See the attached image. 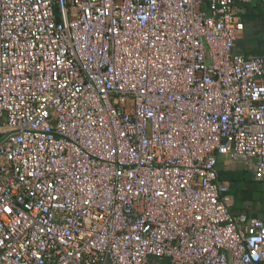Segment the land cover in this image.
I'll return each instance as SVG.
<instances>
[{"label":"built area","instance_id":"1","mask_svg":"<svg viewBox=\"0 0 264 264\" xmlns=\"http://www.w3.org/2000/svg\"><path fill=\"white\" fill-rule=\"evenodd\" d=\"M253 1L0 0V264H264Z\"/></svg>","mask_w":264,"mask_h":264},{"label":"trees","instance_id":"2","mask_svg":"<svg viewBox=\"0 0 264 264\" xmlns=\"http://www.w3.org/2000/svg\"><path fill=\"white\" fill-rule=\"evenodd\" d=\"M246 6L248 7V12L244 16L245 19L254 20L260 16H264L263 0H255L254 3ZM249 39H252L251 36L246 40L247 44L245 42L243 45L242 49H244V52H262L261 50H257L256 47H249L251 45V43L248 42ZM217 169L219 178L221 180H227L230 183L229 193L234 197L233 210L237 213L244 212L257 217L258 213H251L250 210H264V183L254 181L250 171L243 168V166L233 169L224 163V161H219Z\"/></svg>","mask_w":264,"mask_h":264},{"label":"crops","instance_id":"3","mask_svg":"<svg viewBox=\"0 0 264 264\" xmlns=\"http://www.w3.org/2000/svg\"><path fill=\"white\" fill-rule=\"evenodd\" d=\"M264 1V0H263ZM255 0L252 2L254 3ZM251 4V3H250ZM248 12V7L246 6L245 7V12L243 13V19L246 23V28H245V31L243 33V36L242 38L240 39L237 47L235 48V51L236 52H240V53H244L246 55H259V54H264V24L260 25V26H256L254 28L250 27L249 26V23L251 21H262L264 22V16H260L258 17L257 19H254V20H248V19H245L244 16L245 14ZM251 36V40L249 39L248 42L251 43V45L249 47L253 48V47H256L257 50H261L262 52H256V53H246V51L244 52V49L243 48V45L244 43L246 42L247 44V39L248 37ZM253 44V45H252ZM220 161H224V163H226L228 166L232 167L233 169H236V168H241V164H238L240 162H236V161H228L226 160L225 158H221ZM243 168H245L243 166ZM246 169V168H245ZM249 171V170H248ZM251 173V172H250ZM251 177L254 181H256L254 178H253V175L251 173ZM227 181V180H225ZM229 183V181H227ZM257 182H262L264 183V181H257ZM229 187H230V183H229ZM231 195V194H230ZM232 197V201H233V205H234V198H233V195H231ZM233 205H232V208H233ZM233 210V209H232ZM233 212H235L233 210ZM250 212H254V213H258V216L259 218L263 219L264 220V210H260L258 211L257 209H252L250 210ZM237 213V212H235ZM244 213V212H243ZM247 214V213H245ZM248 216H252L250 214H247ZM252 217H256V216H252ZM148 264H169V262L167 260H163V261H160L159 259H156L154 257H151L150 260H149V263Z\"/></svg>","mask_w":264,"mask_h":264},{"label":"rangeland","instance_id":"4","mask_svg":"<svg viewBox=\"0 0 264 264\" xmlns=\"http://www.w3.org/2000/svg\"><path fill=\"white\" fill-rule=\"evenodd\" d=\"M262 24H264V22H262V21H251L250 23H249V26L250 27H252V28H254L255 27V25L256 26H260V25H262ZM234 198V197H233ZM233 209V208H232Z\"/></svg>","mask_w":264,"mask_h":264}]
</instances>
